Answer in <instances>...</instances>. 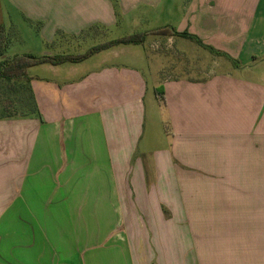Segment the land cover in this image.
I'll use <instances>...</instances> for the list:
<instances>
[{"label":"crops","instance_id":"obj_1","mask_svg":"<svg viewBox=\"0 0 264 264\" xmlns=\"http://www.w3.org/2000/svg\"><path fill=\"white\" fill-rule=\"evenodd\" d=\"M9 3L55 46L58 30L136 28L158 10L217 69L151 88L114 64L123 46L49 65L65 80L43 88L45 121L0 120V264H264V0H0L6 30ZM150 89L148 142L164 147L130 168Z\"/></svg>","mask_w":264,"mask_h":264},{"label":"rangeland","instance_id":"obj_2","mask_svg":"<svg viewBox=\"0 0 264 264\" xmlns=\"http://www.w3.org/2000/svg\"><path fill=\"white\" fill-rule=\"evenodd\" d=\"M22 9V7H20V9L19 7H11L9 3V8L6 10L7 14L5 12L7 32L13 40L11 46L7 49L6 56H14L16 54L42 56L49 53H51V55L83 54L91 47L103 42L116 40L136 33L154 32L164 28L163 25L159 23L160 16L158 10L156 11L153 9L151 13L148 12V14H150L148 16H151V23H149V21H143L136 25V28H131L124 24H117L114 28L102 30L89 27L80 32L78 36H69L64 31L58 30L55 32V46L53 42L49 43L46 38L43 39L40 36L44 22L41 20H39V22L37 20H32L30 16L22 12ZM168 37L169 36L148 35L145 43L142 45H127L120 47L116 50L120 52L121 58L114 64L134 66L135 69L142 74L141 76L144 77L147 86H151V88H157L162 76L171 75L170 77L202 78L206 76L205 73L208 71L212 70L213 73H215L214 71H216L217 67H215L212 60L203 62H197L195 60L199 49L194 43L173 36L174 41L169 44L167 42ZM201 52L204 53L203 51ZM88 64L92 65L93 63L90 61ZM228 64L226 65L233 68V72L239 70L240 72L257 71L254 66L241 68L239 67V62L236 61H228ZM68 65L69 64L66 63L64 66ZM48 66L49 64H44L29 68L28 75L31 79L26 88L12 90L8 87L6 81H0L2 93L13 99L18 118H30L39 120L40 122L45 121L44 116H47L45 115L47 99L45 98L46 95H43V92H45L43 88L54 85V83L63 85L65 80L64 78H55L51 71L48 70ZM81 80L82 79L78 77L76 83ZM158 91L161 92V90ZM153 93V90L150 89L148 99H146V105L148 107L146 135L135 144V150L129 163L130 168H132V164L135 162L137 156L136 154H138L139 151L143 152L148 146L151 149L164 147V142L162 143V141L159 140L148 142L150 140L149 132L153 130L152 128L154 127L152 126V124L154 125V120L151 115V101L154 100ZM2 109L3 108H0V115L4 113Z\"/></svg>","mask_w":264,"mask_h":264},{"label":"trees","instance_id":"obj_3","mask_svg":"<svg viewBox=\"0 0 264 264\" xmlns=\"http://www.w3.org/2000/svg\"><path fill=\"white\" fill-rule=\"evenodd\" d=\"M148 35L169 37L181 36L203 45L198 37L192 36L188 33H178L170 28H163L154 32L136 33L116 40L104 42L91 47L86 53L83 54H46L42 56H34L32 54H16L14 56H6L7 49L11 46L13 40L10 37V34L7 32L5 26L0 25V81H6L8 83V87H10L12 90L24 87L26 88L31 79L28 75V70L31 67L44 64L59 66L66 63H81L97 53L118 46L142 45L145 43ZM203 47L214 52V50L208 48L207 46L203 45ZM156 93L159 102H161V104H165L164 93L159 91ZM0 108H3L2 110L4 112L2 115H0V119L14 118L18 116L13 99L5 96L1 89Z\"/></svg>","mask_w":264,"mask_h":264}]
</instances>
